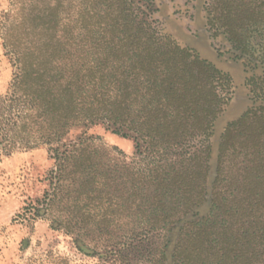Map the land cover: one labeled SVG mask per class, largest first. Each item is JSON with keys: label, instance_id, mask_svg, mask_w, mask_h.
Masks as SVG:
<instances>
[{"label": "rangeland", "instance_id": "obj_1", "mask_svg": "<svg viewBox=\"0 0 264 264\" xmlns=\"http://www.w3.org/2000/svg\"><path fill=\"white\" fill-rule=\"evenodd\" d=\"M91 1L98 0H0V97L9 94L20 61L33 58L35 41L46 34L42 23L54 6L61 32L74 33L81 54L88 49L83 40ZM131 1L139 21L225 75L226 80L216 82L223 101L207 141L206 184L209 190L213 184L217 187L228 209L234 205L246 214L254 198L264 197V0ZM97 28L90 42L102 37ZM109 40L104 38L95 50L99 61L108 56ZM111 43L115 49L118 39ZM112 62L107 69L128 74L127 56ZM251 112L257 117L249 119ZM6 139H0V264H117L105 255L118 249L123 251L116 255L120 264H176L173 254L181 244L184 220L168 225L169 231L157 228L160 224L152 214L155 192L138 184L140 156L132 138L112 133L102 124L73 130L69 142L87 141L93 157L83 168L68 166L56 195L50 146L41 141L15 142L13 132ZM198 141L196 137L178 145L169 157L178 160L177 153L194 151ZM247 165L252 167L244 170ZM208 208L207 194V201L185 220L206 215ZM259 210L264 212V207L259 205ZM219 212L214 210L211 220ZM241 224L239 215L231 218L233 231ZM152 227L157 230L143 234L139 241L133 236ZM195 243L201 249L195 264H208L207 245ZM208 246L212 260L216 243ZM249 257L263 264L264 246L258 239L254 255H239L237 264Z\"/></svg>", "mask_w": 264, "mask_h": 264}, {"label": "trees", "instance_id": "obj_2", "mask_svg": "<svg viewBox=\"0 0 264 264\" xmlns=\"http://www.w3.org/2000/svg\"><path fill=\"white\" fill-rule=\"evenodd\" d=\"M56 6L47 11L42 23L46 34L35 41L38 47L33 58L20 61L9 94L0 97V139L4 141L13 132L15 142L49 145L55 160L56 170L51 174L56 195L68 166L83 168L93 157L87 141L69 142V135L78 127L102 124L135 142L140 156L135 176L141 189L155 192L152 214L160 224L157 228L169 231L168 225L184 220L181 244L173 254L176 264H195L201 250L195 245L198 240L207 245L208 264H237L239 255L253 256L257 239L264 246V212L259 210V205L264 207L259 203L264 204V197L254 198L243 214L234 205L228 209L217 187L213 184L209 190L206 184L207 141L223 101L216 82L226 80L225 75L162 31L139 21L131 0H98L87 7L86 57L74 33L61 32V23L54 15ZM96 26L102 37L90 42ZM222 27L228 35V27ZM108 36L109 57L99 61L95 50ZM114 39H118L115 49L111 46ZM124 56L129 59L128 74L117 75L116 70L106 68ZM256 117L251 112L248 118ZM196 137L199 141L194 151L184 149L177 153L178 160L169 157L174 156L171 151L178 145ZM251 167L247 165L244 170ZM261 181L264 184V178ZM207 194L208 213L185 220L207 201ZM214 210L220 212L211 220ZM237 215L242 224L233 231L231 218ZM154 230H139L133 236L139 241ZM211 243H216L215 262L208 257ZM122 252L111 250L105 258L120 264L116 255ZM253 261L249 257L241 264H255Z\"/></svg>", "mask_w": 264, "mask_h": 264}]
</instances>
